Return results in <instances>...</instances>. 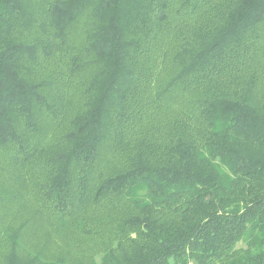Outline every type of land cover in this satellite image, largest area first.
Here are the masks:
<instances>
[{"label": "trees", "instance_id": "1", "mask_svg": "<svg viewBox=\"0 0 264 264\" xmlns=\"http://www.w3.org/2000/svg\"><path fill=\"white\" fill-rule=\"evenodd\" d=\"M0 264H264V0H0Z\"/></svg>", "mask_w": 264, "mask_h": 264}]
</instances>
